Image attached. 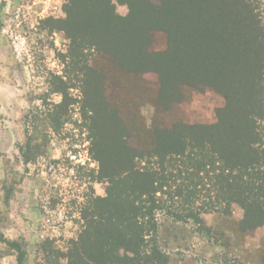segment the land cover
<instances>
[{
	"label": "rangeland",
	"instance_id": "obj_1",
	"mask_svg": "<svg viewBox=\"0 0 264 264\" xmlns=\"http://www.w3.org/2000/svg\"><path fill=\"white\" fill-rule=\"evenodd\" d=\"M253 2L264 26V0ZM67 4L0 0V264H16L4 240L22 245L24 264H69L86 226L83 212H94L95 198L110 188L102 167L118 165L122 143L150 151L157 130L217 124L227 105L224 93L186 84L170 87L173 100L163 101L157 73L128 71L60 30ZM116 12L129 10L117 4ZM149 41L152 52L168 48L160 29ZM258 87L264 90V78ZM157 217L155 241L168 264H264V226L242 230L237 204L229 214L201 213L209 233L163 211Z\"/></svg>",
	"mask_w": 264,
	"mask_h": 264
},
{
	"label": "trees",
	"instance_id": "obj_2",
	"mask_svg": "<svg viewBox=\"0 0 264 264\" xmlns=\"http://www.w3.org/2000/svg\"><path fill=\"white\" fill-rule=\"evenodd\" d=\"M67 1L59 29L128 71L157 73L163 101L173 100L168 89L182 84L210 87L227 99L217 124L157 130L150 151L128 148L124 136L119 140L118 165L102 167L107 196L95 198L94 212H83L86 226L68 263L168 264L155 241L159 211L209 233L201 213L229 214L237 204L244 210L242 230L264 226V90L258 87L264 26L254 0ZM117 4L128 7L126 16L116 12ZM153 29L168 34L166 51L148 49ZM205 192L208 200L201 199ZM4 241L16 252V264H24L22 245Z\"/></svg>",
	"mask_w": 264,
	"mask_h": 264
}]
</instances>
